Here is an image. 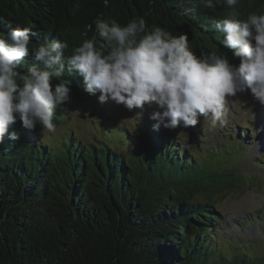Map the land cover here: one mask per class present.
Segmentation results:
<instances>
[{"label":"trees","instance_id":"trees-1","mask_svg":"<svg viewBox=\"0 0 264 264\" xmlns=\"http://www.w3.org/2000/svg\"><path fill=\"white\" fill-rule=\"evenodd\" d=\"M263 2L239 0L235 9L223 4L208 9L201 0H109L107 7L103 0H0V33L32 30L20 72L46 38L67 40L71 55L96 36V47L106 53L108 42L95 25L91 31L86 27L98 15L121 25L142 17L146 30L160 26L186 34L197 55L225 54L238 66L213 22L233 10L240 19L259 14ZM61 79L70 81L71 91L54 114L53 129L94 96L82 77L65 73ZM59 82H50L53 90ZM156 124L153 119L139 124L142 142L115 129L108 141L87 144L74 134L55 148L42 140L53 129L11 126L21 138L12 142L6 136L0 144V264H264V251L220 235L224 219L214 200L245 184L247 177L230 156L242 155L246 140L237 133L204 157L163 126L155 130ZM194 135L202 141L200 131Z\"/></svg>","mask_w":264,"mask_h":264},{"label":"clouds","instance_id":"clouds-1","mask_svg":"<svg viewBox=\"0 0 264 264\" xmlns=\"http://www.w3.org/2000/svg\"><path fill=\"white\" fill-rule=\"evenodd\" d=\"M109 5V0H103ZM239 0H201L208 9L223 4L235 9ZM108 42L109 50L96 47V36L85 40L71 55H66L69 43L65 39H45L31 50L32 63L26 72L18 69L29 56L32 30L10 28L0 33V144L5 137L16 142L20 135L10 132L17 122L25 129L37 126L52 130L57 109L67 102L70 81L68 75L83 78L85 91L100 93L99 103L109 99L128 109L141 108L153 102L163 109L154 112V126L174 129L195 126L200 117L212 125L223 123L227 98L249 90L264 104V13H250L240 19L233 10L230 15L213 22L223 34L222 44L233 50L239 65L231 63L225 54L197 55L186 34L173 35L166 28L154 26L146 30V22L134 18L126 25L111 23L98 15L87 25L89 31ZM60 81L55 86L52 80Z\"/></svg>","mask_w":264,"mask_h":264},{"label":"rangeland","instance_id":"rangeland-1","mask_svg":"<svg viewBox=\"0 0 264 264\" xmlns=\"http://www.w3.org/2000/svg\"><path fill=\"white\" fill-rule=\"evenodd\" d=\"M259 10V14L264 13V8L260 7ZM99 95L100 93L97 92L85 104L77 107L71 113L70 121L57 126L52 133L44 132L43 142L55 148L59 140L75 134L74 136L84 143L91 144L109 138L108 132L113 131L115 134V129H126L130 131V135L142 142L143 138L138 130L139 124L143 125L151 119L154 112L163 111L154 102L146 104L143 109H128L125 105L117 104L111 99L101 104L98 100ZM226 110L227 114L223 123L218 122L212 125L209 119L200 117V122L195 126L185 128L181 125L174 129H166L181 137L185 144L192 150L199 151V155L204 157H206L205 151L221 146L228 138L233 141L237 133L246 140L247 147L244 153L241 155L240 151H234L230 158L239 174L248 179L244 180L245 184L235 193H227L214 200L224 219L222 223H219L222 229L220 235L227 240L240 241L248 249L263 252L264 104L256 101L250 91L246 90L235 97L227 98ZM197 130L203 135L202 141L194 138ZM112 143L116 148L125 150L121 142L113 140ZM237 153L242 158L237 157L235 155ZM254 215L257 216L256 220L252 219Z\"/></svg>","mask_w":264,"mask_h":264}]
</instances>
